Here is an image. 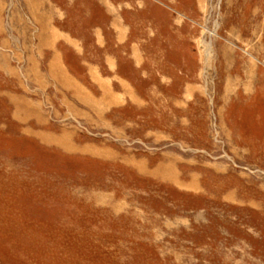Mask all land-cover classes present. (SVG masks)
<instances>
[{
    "label": "rangeland",
    "instance_id": "obj_1",
    "mask_svg": "<svg viewBox=\"0 0 264 264\" xmlns=\"http://www.w3.org/2000/svg\"><path fill=\"white\" fill-rule=\"evenodd\" d=\"M0 264H264V0H0Z\"/></svg>",
    "mask_w": 264,
    "mask_h": 264
},
{
    "label": "bare ground",
    "instance_id": "obj_2",
    "mask_svg": "<svg viewBox=\"0 0 264 264\" xmlns=\"http://www.w3.org/2000/svg\"><path fill=\"white\" fill-rule=\"evenodd\" d=\"M206 47H207V49H206V51H204L205 53L207 52V54H208V56H209V54H210V46L207 44V45H205Z\"/></svg>",
    "mask_w": 264,
    "mask_h": 264
}]
</instances>
